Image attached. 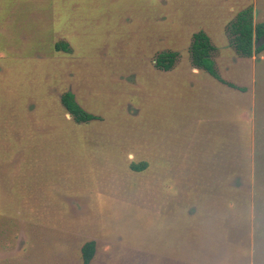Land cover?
Here are the masks:
<instances>
[{
  "label": "rangeland",
  "instance_id": "1",
  "mask_svg": "<svg viewBox=\"0 0 264 264\" xmlns=\"http://www.w3.org/2000/svg\"><path fill=\"white\" fill-rule=\"evenodd\" d=\"M249 7L264 23V0H0V264H84L88 241L89 264H264V50L230 32ZM201 30L224 81L192 62Z\"/></svg>",
  "mask_w": 264,
  "mask_h": 264
},
{
  "label": "trees",
  "instance_id": "2",
  "mask_svg": "<svg viewBox=\"0 0 264 264\" xmlns=\"http://www.w3.org/2000/svg\"><path fill=\"white\" fill-rule=\"evenodd\" d=\"M232 42L237 51L245 56H253L264 50V23L255 24L253 8H246L238 13L231 23ZM65 46V44H64ZM60 47V44H57ZM216 49L209 35L201 30L194 34L191 45V57L195 67L202 68L218 80L224 81L216 67L212 52ZM176 52H162L156 60L158 68L171 70L176 61ZM233 85V84H232ZM234 86V85H233ZM63 104L78 123L90 122L98 117L86 111L76 100L73 92H65ZM147 163L132 164L134 170H144ZM95 255V241H88L82 247L84 264H89Z\"/></svg>",
  "mask_w": 264,
  "mask_h": 264
},
{
  "label": "flooded vegetation",
  "instance_id": "3",
  "mask_svg": "<svg viewBox=\"0 0 264 264\" xmlns=\"http://www.w3.org/2000/svg\"><path fill=\"white\" fill-rule=\"evenodd\" d=\"M58 44H60V43H58ZM64 44H65V46H64ZM56 48H57V50H65V51H68L69 50V44L66 42V43H61L60 44V47H57V44H56ZM75 95V94H74ZM63 96V95H62ZM76 98V97H75ZM61 100H62V98H61ZM78 102V101H77ZM62 103H63V101H62ZM64 105V104H63ZM64 107H65V105H64ZM65 109H66V107H65ZM67 110V109H66ZM67 112H68V110H67ZM68 114H70L69 112H68ZM70 116L72 117V115L70 114ZM75 120V119H74ZM95 120V119H94ZM78 123V122H77Z\"/></svg>",
  "mask_w": 264,
  "mask_h": 264
}]
</instances>
